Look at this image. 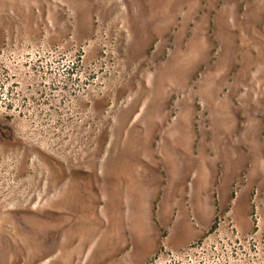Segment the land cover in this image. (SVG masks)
<instances>
[{
    "label": "rangeland",
    "instance_id": "374dc122",
    "mask_svg": "<svg viewBox=\"0 0 264 264\" xmlns=\"http://www.w3.org/2000/svg\"><path fill=\"white\" fill-rule=\"evenodd\" d=\"M0 264H264V0H0Z\"/></svg>",
    "mask_w": 264,
    "mask_h": 264
}]
</instances>
